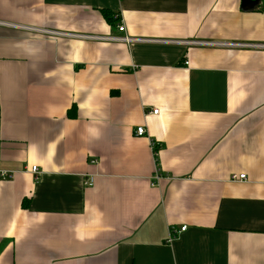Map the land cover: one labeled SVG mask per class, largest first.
Segmentation results:
<instances>
[{
  "label": "crops",
  "instance_id": "crops-1",
  "mask_svg": "<svg viewBox=\"0 0 264 264\" xmlns=\"http://www.w3.org/2000/svg\"><path fill=\"white\" fill-rule=\"evenodd\" d=\"M0 169V264H264V0H0Z\"/></svg>",
  "mask_w": 264,
  "mask_h": 264
},
{
  "label": "built area",
  "instance_id": "built-area-1",
  "mask_svg": "<svg viewBox=\"0 0 264 264\" xmlns=\"http://www.w3.org/2000/svg\"><path fill=\"white\" fill-rule=\"evenodd\" d=\"M37 29V28H35ZM40 32H43L45 34H66V33H61V32H54L53 30H48V29H37ZM118 30L120 32H125V26L123 23L118 25ZM93 36H89V38H92ZM102 39L106 38L108 40H112V41H123V42H127V43H131V42H143V41H151V42H169V43H182L185 45H198L201 43H207V44H220V45H226V46H250V47H254L255 45L253 44H249V43H242V42H203V41H199V40H159V39H147V38H137V37H132L129 36L128 34H123V35H114V36H107V37H101ZM152 113H158V109H153ZM146 129L144 126H139L136 129V134L138 136H144L146 135ZM153 147L155 148L154 144ZM32 171L33 172H38V167L37 166H33L32 167ZM15 174V171L13 170H8V169H0V180L2 179H7V178H12L13 175ZM162 177L161 173L157 170V172L155 173L154 177H153V184H156L158 182V180ZM247 179V175L245 173H241V174H233L231 177L232 181H243ZM93 183L92 178L88 177L85 180V185H89L91 186ZM187 228L186 225L181 227V231L185 230ZM175 232H178L176 229L173 230Z\"/></svg>",
  "mask_w": 264,
  "mask_h": 264
},
{
  "label": "water",
  "instance_id": "water-1",
  "mask_svg": "<svg viewBox=\"0 0 264 264\" xmlns=\"http://www.w3.org/2000/svg\"><path fill=\"white\" fill-rule=\"evenodd\" d=\"M259 2V0H243V7L247 8L252 5H255Z\"/></svg>",
  "mask_w": 264,
  "mask_h": 264
},
{
  "label": "trees",
  "instance_id": "trees-1",
  "mask_svg": "<svg viewBox=\"0 0 264 264\" xmlns=\"http://www.w3.org/2000/svg\"><path fill=\"white\" fill-rule=\"evenodd\" d=\"M157 151H158V149H156V152H157ZM156 152H155V153H156ZM156 158H157V157H156Z\"/></svg>",
  "mask_w": 264,
  "mask_h": 264
}]
</instances>
